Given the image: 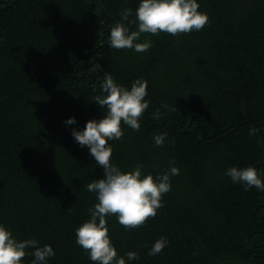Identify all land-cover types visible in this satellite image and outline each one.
Wrapping results in <instances>:
<instances>
[{
	"label": "trees",
	"instance_id": "1",
	"mask_svg": "<svg viewBox=\"0 0 264 264\" xmlns=\"http://www.w3.org/2000/svg\"><path fill=\"white\" fill-rule=\"evenodd\" d=\"M197 3L208 16L201 30L141 34L137 42L152 44L136 52L109 47V36L123 9L134 19L139 0H0V224L18 241L50 245L55 256L45 264H95L75 229L97 202L87 184L104 173L71 133L103 117L93 98L103 95L105 73L129 90L146 81L149 103L139 131L122 122V139L109 141L111 163L122 171L141 163L154 178L170 160L179 169L155 218L125 229L106 217L117 256L126 264H264V190L226 175L252 166L264 182V0ZM159 133H167L162 147ZM160 237L168 243L149 256ZM32 251L21 264H31ZM128 251L139 258L128 260Z\"/></svg>",
	"mask_w": 264,
	"mask_h": 264
},
{
	"label": "clouds",
	"instance_id": "2",
	"mask_svg": "<svg viewBox=\"0 0 264 264\" xmlns=\"http://www.w3.org/2000/svg\"><path fill=\"white\" fill-rule=\"evenodd\" d=\"M197 0H139L134 19H130L132 9L125 8L120 12L121 22H117L110 30L109 47L115 49H134L136 52H147L151 47L150 40L137 42L141 34L158 35L167 33L178 36L182 33L199 31L208 23L206 13L198 11ZM127 24L137 25L131 30ZM103 95L93 100L101 109H106L101 119L86 121L82 130H72V136L81 146H87L96 164L103 169V177L94 179L86 188L96 194L97 202L89 208L90 218L75 229L76 243L88 253L95 264H126L109 238L107 219L115 215L125 229L144 225L150 218H155L157 210L163 207L162 197L171 190L170 177L179 174L175 161H169L167 171L153 175H142L143 164L137 163L132 171H122L111 163L112 148L109 141L121 140L124 133L121 123L134 131H139V118L149 107L145 100L148 94L147 82L136 79L130 90L119 86L111 74L105 73L100 85ZM162 107H167L163 104ZM158 114H154V118ZM75 118L69 117L67 125L75 124ZM256 128L249 129V136L257 133ZM154 144L162 147L167 140V133L153 136ZM233 183H242L245 190L255 187L264 190V182L258 176L255 167H230L226 170ZM168 243L166 237L158 238L149 248L148 255L161 253ZM147 248L148 245L145 244ZM26 249H33L31 264H45L49 257H54L53 248L45 244L39 246L36 239L18 241L11 231L0 224V264H21L28 254ZM128 260L138 259L134 251L126 253Z\"/></svg>",
	"mask_w": 264,
	"mask_h": 264
},
{
	"label": "water",
	"instance_id": "3",
	"mask_svg": "<svg viewBox=\"0 0 264 264\" xmlns=\"http://www.w3.org/2000/svg\"><path fill=\"white\" fill-rule=\"evenodd\" d=\"M245 242H246V239H245Z\"/></svg>",
	"mask_w": 264,
	"mask_h": 264
}]
</instances>
